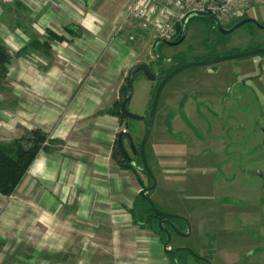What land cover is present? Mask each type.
<instances>
[{
    "label": "crops",
    "instance_id": "crops-1",
    "mask_svg": "<svg viewBox=\"0 0 264 264\" xmlns=\"http://www.w3.org/2000/svg\"><path fill=\"white\" fill-rule=\"evenodd\" d=\"M131 1L0 0V40L10 54L0 141L35 127L48 135L15 192L0 194V264H171L160 236L133 217L141 187L112 157L122 127L107 110L130 67L149 63L160 40L128 16ZM47 30L63 39H49V51L26 48ZM170 113L169 128L182 120Z\"/></svg>",
    "mask_w": 264,
    "mask_h": 264
},
{
    "label": "rangeland",
    "instance_id": "rangeland-1",
    "mask_svg": "<svg viewBox=\"0 0 264 264\" xmlns=\"http://www.w3.org/2000/svg\"><path fill=\"white\" fill-rule=\"evenodd\" d=\"M236 16L262 20L264 4L252 5ZM214 25L209 18L191 17L180 43L170 46L156 40L147 59L155 63V56L164 58L180 51L177 59L162 62L168 67L176 61L190 62L196 54L246 43L264 47V30L259 31V38L248 39L256 29L248 23L226 34ZM216 64L221 68L212 69L214 64L185 68L161 90L145 144V157L156 181L148 196L160 211L183 216L190 223V235L173 236L170 247H189L211 264H264V183L258 173L264 174V52ZM240 65L248 67V75ZM152 67L158 70L157 65ZM234 69L238 70L231 72ZM220 70L231 76L227 72L217 75ZM155 84L141 74L135 76L127 106L130 112L147 115ZM168 112L182 113V120L171 128L165 120ZM129 121L134 141L140 144L145 121L125 119L122 129ZM127 151L139 164L138 153ZM135 174L146 182L142 171H131V181L138 187ZM193 259L187 256L186 263L200 264Z\"/></svg>",
    "mask_w": 264,
    "mask_h": 264
},
{
    "label": "trees",
    "instance_id": "trees-1",
    "mask_svg": "<svg viewBox=\"0 0 264 264\" xmlns=\"http://www.w3.org/2000/svg\"><path fill=\"white\" fill-rule=\"evenodd\" d=\"M195 17V16H193ZM190 18L188 19V21ZM49 37L46 40L39 41L37 38H33L26 48H42L44 50L49 51V39L53 40H62V36L47 30ZM179 34L175 39L172 40V42L177 41L180 38V32L181 28L178 30ZM26 48H22L20 52L26 51ZM10 59V54L5 46V44L0 40V86L1 83L4 81L7 75V64ZM151 71L156 72L157 74H167L172 69L175 68V66L171 67H164L162 66V59L155 57V63L149 62ZM152 64L159 66L158 71H155L152 67ZM135 79V77H134ZM159 81H156L155 86L153 87L151 91V98L150 102L148 104V113L151 106L152 98L154 95V91L156 89V86L158 85ZM126 89V83L123 85L120 91V97L119 99L115 100L112 104V107L107 110V112H110L111 114L118 117V120L120 124L123 123L125 119L127 118L121 111H120V103L124 97ZM148 113L144 118L145 121V128L147 123V117ZM131 120V119H129ZM125 130L129 131L133 137L134 135V129L132 124L127 123L125 124ZM145 130V129H144ZM48 135L46 132H44L42 129L35 127L32 129H26L24 130L23 134L12 141L9 142H2L0 141V194L4 196H10L15 192V189L17 185L19 184L21 178L29 168L31 162L35 158L38 151L44 146L45 142L47 141ZM134 140V138H133ZM135 147L138 148L139 144L135 143ZM125 147L126 149L129 148L127 140L125 141ZM139 156V155H138ZM112 157L113 159L119 164V166L123 169H129L133 173H140L142 171L146 177V182L142 180V178L139 176V174H135L138 180V183L140 184L141 188L147 187L152 184V179L148 176L144 168L142 167L141 160L138 165L141 166V168L136 167L133 162L134 160L130 159L127 160L121 153L117 142L115 140L113 150H112ZM140 158V157H139ZM149 195V192L147 193ZM135 208L132 210L133 217L135 221L139 225L146 224L147 227H149L151 230L156 232L159 236L162 242L165 241V234L161 232L157 227V221L160 218L158 214H156L149 203L141 198L139 194L137 195ZM175 221L174 225H181L183 227H186L185 223L180 219H173ZM170 259L171 264H187L186 258L187 256H191L185 251H178L173 254L167 255ZM195 259V258H194ZM200 264H206L204 261L195 259Z\"/></svg>",
    "mask_w": 264,
    "mask_h": 264
},
{
    "label": "water",
    "instance_id": "water-1",
    "mask_svg": "<svg viewBox=\"0 0 264 264\" xmlns=\"http://www.w3.org/2000/svg\"><path fill=\"white\" fill-rule=\"evenodd\" d=\"M197 17H205V18H209L211 19L217 26V28L224 34L229 33L231 31H233L234 29L246 24V23H251L254 24L258 27L264 28V24H260L259 21L257 19H255L254 17H244L242 19H240L237 23H235L232 27L230 28H224L222 25H220L219 20L211 15H194ZM191 17H188L183 25L182 31H181V36L177 41H164L167 45H176L178 44L180 41H182V39L185 37L186 35V31H187V25L186 22L188 21V19ZM264 52V47L263 48H258V49H251V50H247V51H243V52H239V53H233V54H228V55H222L219 57H215V58H211L208 60H202V61H190V62H186L184 64L178 65L177 67H175L174 69H172L168 74L164 75V74H157L156 72L151 71L150 66L148 63L145 62H138L135 63L134 65H132L130 67V69L128 70L127 76H126V89H125V94L124 97L120 103V111L129 119L132 120H143L144 116L142 115H137L134 114L132 112H130L127 108L129 101L131 100L132 96H133V92H134V86H133V80L134 77L137 74H141L143 75L146 79L151 80V81H159L158 85L156 86V89L154 91V95L152 98V102H151V106H150V110L148 113V117H147V124H146V128L144 131V134L142 136V139L140 141V144L138 146V148L135 147L134 144V140L133 137L131 135V133L125 129H121L120 131H118L117 136H116V142L117 145L122 153V155L127 159L130 160V154L128 153L126 147H125V140H127L129 147L132 151L133 154H137L140 157L141 160V164L142 167L144 168V170L146 171V173L148 174V176L152 179V184L144 187V188H140L138 191V194L141 198H143L144 200H146L149 205L151 206L152 210L158 214L160 217H162L160 220H158L157 222V227L158 229L163 232L165 234V241L162 244V250L166 255H170L173 254L175 252L178 251H185L188 254H190L193 258L204 261L206 264H211L210 260L206 257H203L201 255H199L196 251H194L193 249L189 248V247H182V246H174V247H170V242L172 240V235L169 232V229L165 228V224H168L171 229L180 236H189L191 233V228H190V223L189 221L180 215L174 214V213H168V212H163L160 211L155 204L153 203V201L149 198V196L147 195L148 192H150L151 190H153L156 186V181L154 179V177L152 176L151 170L149 168V165L147 163L146 157H145V144L147 141V138L150 134L152 125H153V120H154V116H155V112H156V108H157V104H158V100H159V96L161 93V90L163 89V87L165 86V84L176 74H178L180 71H182L185 68H188L190 66H196V65H206V64H213L219 61H223V60H228V59H235V58H240V57H246L249 55H253V54H257V53H262ZM133 164L138 167L141 168L140 165H138L137 163L133 162ZM259 175H263L261 172H258ZM263 181H264V176H263ZM171 219H180L182 220L185 225H186V231L185 232H181L180 230H178L176 228V226L174 225V223L171 221Z\"/></svg>",
    "mask_w": 264,
    "mask_h": 264
},
{
    "label": "built area",
    "instance_id": "built-area-1",
    "mask_svg": "<svg viewBox=\"0 0 264 264\" xmlns=\"http://www.w3.org/2000/svg\"><path fill=\"white\" fill-rule=\"evenodd\" d=\"M262 0H134L126 11L143 28L153 27L161 41H172L182 23L194 15H211L221 24H229L237 14Z\"/></svg>",
    "mask_w": 264,
    "mask_h": 264
},
{
    "label": "flooded vegetation",
    "instance_id": "flooded-vegetation-1",
    "mask_svg": "<svg viewBox=\"0 0 264 264\" xmlns=\"http://www.w3.org/2000/svg\"><path fill=\"white\" fill-rule=\"evenodd\" d=\"M242 18H244V17H236L231 23H229V24H221L220 23V25H222L224 28H230V27H232L235 23H237L240 19H242ZM255 19H257V18H255ZM258 21H259V23L260 24H264V19H262V20H259V19H257ZM185 22V21H184ZM184 22L182 23V27H181V31H182V28H183V25H184ZM188 23H189V21H187L186 22V25H188ZM214 23V22H213ZM215 24V23H214ZM247 24V23H246ZM248 24H250V26H252L253 28H256L255 30L254 29H252L251 27V29H252V32H250L249 33V35H248V38L249 37H254V38H259V31H261L262 32V30H264V28H261V27H258V26H256V25H254V24H251V23H248ZM216 28H217V26H216V24L214 25ZM188 27V26H187ZM263 34V33H262ZM186 35H187V31H186ZM186 35H185V37H186ZM180 36H181V32H180ZM184 37V38H185ZM183 38V39H184ZM260 38H262V37H260ZM182 39V40H183ZM259 40V39H258ZM162 43H165L164 41H161ZM181 42V41H180ZM179 42V43H180ZM166 44V43H165ZM167 45V44H166ZM170 46H173V45H170ZM259 47L257 46V45H255V46H251V47H249V48H233V49H230V50H227V51H224L223 53H215V54H212V53H210L209 54V52H206L207 54L206 55H197L196 54V56H197V58H195V59H193L192 61H202V60H208V59H211V58H215V57H219V56H222V55H228V54H233V53H239V52H243V51H247V50H251V49H258ZM178 54L176 55V54H174V55H169V56H167V57H164V58H161L162 59V62H164V61H172V60H175V59H177L178 57H180V51L179 52H177ZM258 54V53H257ZM250 56V55H249ZM156 57V56H155ZM240 58H242V57H240ZM236 59V58H235ZM189 60H183L182 62H173L172 63V65H170V66H168V67H171V66H175V67H177L178 65H181V64H184V63H186V62H188ZM191 61V60H190ZM207 65V64H206ZM159 67V66H158ZM168 67H166V68H168ZM158 71V70H157ZM168 74V73H167ZM166 75V74H165ZM211 108L213 107V109H214V105H212V106H210ZM150 110V109H149ZM144 118H145V116H144ZM144 120V119H143ZM147 124V123H146ZM142 139V138H141ZM129 145V144H128ZM129 149H130V147H129ZM130 151H131V149H130ZM131 153H132V151H131ZM133 154V153H132ZM134 155H137V154H134ZM131 157V156H130ZM261 176V175H260ZM263 176H264V174L261 176V179L263 180ZM263 183H264V181H263ZM162 217H160L158 220H160ZM171 221L173 222V223H175V221L173 220V219H171ZM158 222V221H157ZM165 226V228H167V229H169V232L171 233V235H172V237L173 236H180V235H177L172 229H171V227L168 225V224H165L164 225ZM176 228L178 229V230H180L181 232H185L186 231V227H183V226H181V225H176Z\"/></svg>",
    "mask_w": 264,
    "mask_h": 264
}]
</instances>
